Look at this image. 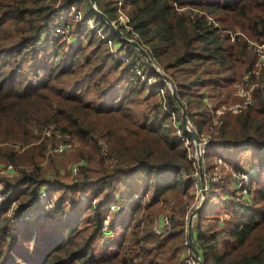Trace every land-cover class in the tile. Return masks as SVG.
Wrapping results in <instances>:
<instances>
[{"label": "trees", "instance_id": "1", "mask_svg": "<svg viewBox=\"0 0 264 264\" xmlns=\"http://www.w3.org/2000/svg\"><path fill=\"white\" fill-rule=\"evenodd\" d=\"M114 1L110 7L107 0H96L111 21L118 16ZM69 5L85 19H96L106 34L112 31L90 0H0V167L7 163L26 168L12 179L0 176L6 192L3 204L14 198L20 206L15 215L23 217L34 203L45 201L42 190L60 193L32 222L12 228L7 216L0 215V264H185L190 249L187 216L195 200L189 176L197 165L189 157L194 145L181 124V109L168 90L167 108L178 115V127L189 144L171 126L172 116L154 91L146 93L131 71L130 65L139 64L166 87L141 53L115 33V41L127 51L126 65L95 31L58 16V6ZM122 9L132 30L119 29L128 38L137 34L134 40L175 86L192 130L208 140L203 146L206 202L227 207L237 199L233 191H239L232 179L233 191L230 179L208 181L214 167L210 162L217 156L235 172L251 167L254 175L256 187L245 193L249 202H241L231 220H221L220 209L208 215L205 231L200 221L204 209L197 216L200 223L193 235L202 263L264 264V90H252L254 105L241 114L215 112L238 99L234 85L256 65L246 38L264 44V0H122ZM55 23L78 30V45L71 48L57 39L53 45L48 40L47 50L35 49L39 31ZM34 49L44 52L39 67L28 63L37 58L30 56ZM25 72L35 73V81L21 80ZM91 93L100 101L90 99ZM47 128L89 147L71 180L60 173L44 175L39 168ZM17 146L28 149L18 154ZM122 188L125 200L139 191L151 200L127 204L110 223L114 241L99 244L106 208ZM238 193L241 199L244 193ZM168 197L174 199L171 229L159 236L153 224L160 201L167 203Z\"/></svg>", "mask_w": 264, "mask_h": 264}, {"label": "rangeland", "instance_id": "2", "mask_svg": "<svg viewBox=\"0 0 264 264\" xmlns=\"http://www.w3.org/2000/svg\"><path fill=\"white\" fill-rule=\"evenodd\" d=\"M107 1L109 2L110 7L115 6L114 0H107ZM118 1H122V0H118ZM180 1H183V0H180ZM58 4L61 5L60 3H58ZM118 8H119V5H118ZM120 9H122V8L120 7ZM74 10H77V7L74 5L58 6V11L60 13L58 16L62 17V18L65 16L66 18H64V19H66V20H68L69 18H72L73 20H75L73 18V11ZM184 10L188 11L189 8L185 7ZM122 13L123 12L119 13V11H118V16H117L116 20L113 21L118 28L121 25L123 27H125L124 22L121 20V19H125V17H121ZM57 25H58V27L64 26L63 28L65 30V36L66 37H60V36L55 35L56 33L54 30H55V26H57ZM83 28L91 29L90 25L89 26L85 25V26H83ZM94 30L97 33L96 29H94ZM102 31H103L104 36L106 35V36L110 37L111 39L114 37V36L113 37L111 36L112 31L108 32L107 34L105 33L104 29ZM74 32H76V33H74ZM97 34L100 36V33H97ZM79 36H80V34H79L78 30H76V29L73 30L71 28V26L69 25V23L68 24L55 23L53 26L46 27V28L39 31V41L37 43L38 46L35 49L43 48V49L47 50L46 47L51 45L50 42L52 41V45H53V43H55L56 42L55 40H57V39L62 40L66 45H70L71 48H73V47L78 45ZM64 38H66V39H64ZM128 39H135V37L128 38ZM48 40H51V41H48ZM41 45H42V47H41ZM107 45H108L110 51H113L114 53L113 52L112 53L117 58L128 57L127 51L125 49H121V45L117 46V42L115 41V38H113V43L111 45L110 44H107ZM35 49L32 50V53L30 56L33 57L34 55H36L37 58H35V60H33L32 58H29L28 63L32 64V65L35 64V65H37V67H39L40 65H42V58H43L44 52L41 53L39 50L36 51ZM144 73H145L144 74L145 80L143 78H141V80H142V83L145 87V92L149 93L150 91L153 90L156 97H157L158 102L161 103V100L159 98V95H161V92L157 91L153 87L156 79L154 80V77L151 74H149L148 72H144ZM34 75H35V73L31 74V72H25V74H23L21 80L28 79V81H35ZM149 78L152 80H150ZM38 79L39 80L43 79V75L41 74ZM156 82H158V80H156ZM160 86L163 87L162 84ZM165 86H166L165 87L166 90H165L164 94L166 97H168L169 96L168 90L170 91V89H169L168 84H166ZM170 93H171V91H170ZM89 98L92 99L93 101H100V100L95 98V93H91L89 95ZM238 100H239V98L237 100H235L234 102H237ZM234 102H232V103H234ZM207 103L211 107L214 106L213 102H211L210 100H207ZM253 105H254V101H253ZM164 111H166V110H164ZM178 119L179 118L177 115V120ZM171 126L174 128V130H176V133L178 134L177 129L174 125L173 119L171 121ZM43 137L46 138L45 141H47L46 142L47 144L45 143L46 144L45 152H44L42 158L38 162L39 168H41V171L43 172V174L53 177L56 173H60L61 177L65 178V179H69V180H71L75 176H77L79 174V171H80L81 166H82L81 163L85 161V159H83L81 157V154L83 153V150H89V147L81 145L79 142L72 139L68 135L61 134V132H58V131L54 130L53 128H47L44 131ZM207 141L208 140H204V141L201 140V143L204 144ZM65 144H70V147L65 149L63 152H56V149L60 145H65ZM27 149H28L27 146H25V148H21L20 146H17V148H16V150L18 151V154L23 153ZM100 152L101 153H99V154L101 155L102 151L100 150ZM193 152L196 153L195 145H194V151H192L191 153H193ZM203 156H204V153H203ZM244 157H245V159L250 160L249 154H246ZM203 159H204V157H203ZM210 163H214V167H213L212 171L210 172V174L208 175L207 178H212L213 176L214 177L218 176L217 180L215 182H212V183L217 184V183H219V181L226 180V179L227 180L230 179V181H231L232 176H234V174H233L234 170L232 169V166H229V165H231L230 163L223 161L222 159L218 158V156L215 158V160H212ZM89 166L96 167L95 163H92V162L89 164ZM74 167H77V169H78V171L76 173L73 171ZM203 167H204V162H203ZM222 167L224 168V170H222ZM23 169H26V168H24L23 166L15 167L13 164H7V163L2 164L0 167V176L8 178V179H12L13 177L18 176L20 174V171ZM250 170H251V167H247L243 172L249 173ZM252 176L254 177V175H252ZM252 176L249 177L247 185L251 186V189L252 188L254 189L256 187V185H254L252 183L253 182L252 180H255V179H253ZM189 177H190V180L194 183L191 176H189ZM230 181H228V185H229L230 189H232V191H233L234 187L232 186ZM205 182H206V180H205ZM2 185L3 184H0V210L3 209L4 211L0 215H6L7 216V218L9 219L8 224L10 226H12V228L18 227L19 223L21 221H24L25 223H29V222L34 221L36 219V217L39 216V213H42V211H44L45 207H47V208L51 207L50 201L52 202V200L53 201L57 200V197H59V195H60V193H58V192L57 193H49L46 189L42 190L44 193L47 194V196L44 197L45 201L42 204H37V205H35L36 203H34V206H32L30 212L27 213L26 215H24L23 217H20L21 215L20 216L15 215L16 210L20 207L18 201H15L14 198H12L10 200V203L8 202L5 205L3 204L4 203L3 199H5L6 192H5V190L3 191L4 187ZM124 189L125 188H122L120 190V192L116 195V196H118V198H116L115 203H117V204H123L124 203L123 206H124V209L126 210V207H127L126 203L127 202L124 198H121V194L123 193ZM207 189H208V187H207ZM196 191H198V190L194 184V192H192V194H194L195 196H196ZM200 191H201V186H200ZM233 192L236 193L237 199L233 198L231 200L232 204H230L227 207H223V206H219V205H215V206L213 205L212 206V203L210 202L211 207H209L207 209V211H205L203 218L200 219V221L203 222V224H204L203 228L205 229V231L209 229V228H207L208 227V224H207L208 218L207 217L209 214L217 212L220 209L221 210L223 209V211L226 210L223 213L221 212L220 217H222V219H225V221H229L233 218L234 211H240L239 206H240L241 202H244V204L247 203L246 201L249 202L248 196H244V199H242V200L240 199V194L238 192L243 194L242 191L237 192L234 190ZM136 195H138V198H136V199H142L144 201L151 200V195L150 194L148 195L145 192L143 193V192L139 191V192H136L134 194V196H136ZM134 196H132V197H134ZM49 199H50V201H49ZM182 199L184 200V202L188 201V197L185 195L182 197ZM201 200L202 199H199V198L196 199L195 198V200L193 201L196 204L195 206H198L199 203L201 202ZM168 201L169 202H167V203L160 201L159 207L161 209L158 212V214L155 218V221H161V219L165 216L172 217L171 216V207L174 205V199L168 197ZM132 202H133V200L130 201L129 203H132ZM205 205H207L206 201H205ZM194 209H192V211ZM192 211L189 212V215L192 213ZM143 213H144V211L140 213V215H139L140 219L142 217H144ZM240 213H242V212H240ZM227 214H229V216ZM116 216H117V214H113L112 221L116 220ZM200 221L196 219L194 221V227L198 223H200ZM153 227H154V224H153ZM113 234H115V232H113ZM115 237H116V234H115ZM219 241H220V243L223 241L222 236L219 237ZM100 243L103 244L101 239H99V244ZM218 245H219V248H221V244H218Z\"/></svg>", "mask_w": 264, "mask_h": 264}, {"label": "built area", "instance_id": "3", "mask_svg": "<svg viewBox=\"0 0 264 264\" xmlns=\"http://www.w3.org/2000/svg\"><path fill=\"white\" fill-rule=\"evenodd\" d=\"M177 3H175L176 5ZM118 11L123 12L121 17H125V19H121L124 22V26L126 27V29L128 31H131V27L129 25V18L128 16L124 13V11L122 9H120V7L122 8V1H118ZM73 18L79 22L82 26H89L92 30L96 29L97 33H100V37L102 39H104V41L107 42V44H112L113 43V36H114V31L112 30V34L111 36L113 37L112 39L108 36H104L103 34V29L98 27L96 25V19H85L83 17L82 12L77 9L73 11ZM64 27V26H63ZM63 27H58L55 26V35L56 36H60V37H66L65 36V30ZM68 31V30H67ZM95 31V30H94ZM76 33V32H74ZM71 35V34H70ZM135 37L137 38V34H135ZM66 39V38H64ZM247 42L249 43V45L251 47H253L254 53L257 57V62L255 67L250 70L249 72H246L244 74V76L242 77V80L238 83H236L234 85V94L235 96H237L239 98V100L237 102H234L230 105H225L222 106L221 108L216 109V114L221 115L226 111H230L233 114H241L244 110H246L247 108L251 107L253 105V97H252V90L255 87H259L261 90H264V79L262 78L263 72H264V44H256L255 42L249 40L248 38H246ZM117 46H119L117 44ZM113 52V51H111ZM114 53V52H113ZM123 62H125L126 64H130V61L128 60V57H122L120 58ZM130 69L131 71H134L139 77L140 79L143 78L144 79V72L141 69L140 65L138 64H133L130 65ZM150 79V78H149ZM145 80V79H144ZM152 80V79H150ZM155 80V78H154ZM154 89H156L157 91L161 92V95H159V98L161 100V106L164 110H166L167 112H170L172 115V119L174 122V125L177 129L178 134L181 136L182 139H184L186 141L187 144H189V139L186 136L182 135V132L180 130V128L178 127V123H177V114L169 111L167 108V99L168 97L165 96V87H161L160 85H158L155 83L153 85ZM210 106V105H209ZM211 107V106H210ZM213 109V107H211ZM188 126L192 129V123L188 120ZM208 142V141H207ZM204 143V144H207ZM204 144H202V146H204ZM68 147H70V144H65V145H60L57 149L56 152H63L65 149H67ZM205 152L204 148H203V153ZM189 157L192 159L193 163L195 165H197V154L196 153H190ZM73 171L76 173L78 171L77 167H74ZM234 176H232V180L234 181V184L236 185L237 189H239V191L241 190L244 194L247 193L248 191V180L250 177V173H244V172H235L234 171ZM237 174V175H236ZM199 172H198V166H197V170L193 175H190L191 178L194 181V184L197 188L198 191H196V199H202V195H201V191H200V178H199ZM217 177H212L209 178V182H215L217 180ZM207 187V185H206ZM47 194L42 192L41 193V197H46ZM118 198V196H117ZM136 198H138V195L134 196L132 199L128 200L129 202L132 200H135ZM127 202L126 205L129 203ZM124 203L123 204H117V203H112L110 204L106 209L108 210L106 218L104 220L103 223V227L101 229V235H100V239L102 240L104 245H109L111 244L114 239H115V234H113V232L110 230V223L112 222V218H113V214H119L123 208H124ZM196 204L193 202L190 205V212L192 211V209L196 208L197 206H195ZM230 214V213H229ZM229 214H227L229 216ZM189 215L187 216V220ZM188 224V221H187ZM171 229V217L169 216H165L161 219V221H155L154 222V233L156 235H164L165 233H167L168 231H170ZM186 244L188 245V241H186ZM184 263L185 264H198V262L194 259V256L192 255L190 249L188 250V255L184 256L183 258Z\"/></svg>", "mask_w": 264, "mask_h": 264}, {"label": "water", "instance_id": "4", "mask_svg": "<svg viewBox=\"0 0 264 264\" xmlns=\"http://www.w3.org/2000/svg\"><path fill=\"white\" fill-rule=\"evenodd\" d=\"M90 3L92 7L94 8L95 12L101 19L106 22V24L124 41L131 44L133 47H135L143 56V58L147 61L149 66L157 73V75L165 82V84H168L169 89L171 91L172 97L175 99L177 105L181 109V124L183 126V129L185 133L189 136V138L192 140L193 144L195 145L196 154H197V166H198V172H199V178L201 183V195L202 200L199 203V205L192 211V213L189 215L188 224H187V241L188 245L190 247V251L192 255L194 256V259L198 262V264H203L202 259L200 256V253L196 247L195 241H194V235H193V223L196 217L200 214V212L205 207V201H206V194H207V187L205 182V173H204V167H203V146L201 143L200 138L196 134L194 130H192L188 126V118H187V112L186 108L183 104V102L179 99L176 88L168 78V76L160 70V67L154 62V59L150 56L148 51L144 48L143 45H141L138 41L134 39H128L124 33L115 25L113 21H111L101 10L98 9L96 0H90Z\"/></svg>", "mask_w": 264, "mask_h": 264}, {"label": "crops", "instance_id": "5", "mask_svg": "<svg viewBox=\"0 0 264 264\" xmlns=\"http://www.w3.org/2000/svg\"><path fill=\"white\" fill-rule=\"evenodd\" d=\"M231 184H232V186L234 185L232 181H231ZM206 195H207V194H206ZM244 196H246V195H244ZM244 196L241 198V200L244 198ZM126 202H129V201L126 200ZM209 207H211V203H210V202H207V205H205V207H204V211H207V209H208ZM225 211H226V210L222 211V213L225 212ZM204 213H205V212H204ZM120 215H121V212H120L119 214H117V216H116V220L119 219ZM203 215H204V214H203ZM196 219H197V217H196ZM196 219H195V220H196ZM220 219L223 220L222 217H221ZM195 220H194V221H195ZM193 227H194V223H193Z\"/></svg>", "mask_w": 264, "mask_h": 264}]
</instances>
